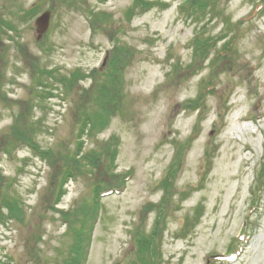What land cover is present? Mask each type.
<instances>
[{
  "label": "rangeland",
  "instance_id": "1",
  "mask_svg": "<svg viewBox=\"0 0 264 264\" xmlns=\"http://www.w3.org/2000/svg\"><path fill=\"white\" fill-rule=\"evenodd\" d=\"M136 1L0 0V176L24 212L0 222V264H66L76 228L83 264H132L148 235L150 264H264V8L218 0L195 19L183 0H142L126 15ZM113 55L122 99L109 112L94 93ZM73 73L95 77L64 87ZM75 153L102 157L75 167Z\"/></svg>",
  "mask_w": 264,
  "mask_h": 264
},
{
  "label": "trees",
  "instance_id": "2",
  "mask_svg": "<svg viewBox=\"0 0 264 264\" xmlns=\"http://www.w3.org/2000/svg\"><path fill=\"white\" fill-rule=\"evenodd\" d=\"M218 0H183V2L180 3V11L184 14H186L187 16H191L194 17L195 19H201L203 17H205L206 15H211L213 16L214 12L216 11V4H217ZM261 2L262 7L264 8V0H258ZM141 3V4H139ZM143 4V5H142ZM147 4V5H146ZM152 3H147V2H143L142 0H140L139 2H135L133 3V5H131L127 11H126V15L130 16L131 13L134 14L133 12L135 10H139V11H144L146 9H148L151 6ZM147 7H145V6ZM38 12L37 7H32L29 10H27L26 12V17H32L34 16L36 13ZM136 13V11H135ZM210 16V17H211ZM194 42L197 43V36L194 37ZM207 38V37H206ZM213 44L212 40H210L208 38V40H206V42H201V47H198V52L202 55H204L208 50V47H210ZM119 58V59H118ZM110 63H109V68H111V72L109 74V77H105L106 79L103 81H101L100 83L97 84V88L95 90L94 93V97H95V101H97L100 106H104V103L106 101L109 102L110 106H109V112L111 110H115L116 108H118L120 106V101L122 99V91H120L121 87H122V66H120L119 64H117L119 61H121V56H116L113 55L112 58H110ZM124 64H126V61L124 60ZM47 73L50 74L51 77H53L54 75H52L51 71H48ZM71 75V74H70ZM67 76L66 78L64 77L65 75H61L60 79L58 80H62L63 82H61L63 84L64 87L66 88H71L74 84H76V82L78 80L84 79V77H91L92 79L95 77L94 73H89L87 75H85L84 73H73L71 76ZM49 76V77H50ZM103 82V83H102ZM116 82L119 83V88L118 87H114L115 91L113 92L112 95H110V90L107 89L108 86L110 85H114L116 86ZM199 98V97H198ZM95 116L96 114L93 113ZM98 118V117H97ZM100 119V118H99ZM93 119H88V115L85 116L84 119V123L85 126H87V123L89 122V125L91 127H94L96 124H99L100 126H102L105 121L104 119H100L99 121H97L96 119H94V121H92ZM25 126V125H24ZM84 126V128H85ZM26 128V126H25ZM27 128L24 131L20 132V141H27L28 143L32 144L33 143V139H32V134L26 132ZM23 135V138H21ZM1 144V143H0ZM7 152L8 149L5 147L4 148ZM46 156H48V162L49 164L52 165L51 163V154L49 151H45ZM109 157L111 158V161L114 160L112 157L113 155H115V148L111 147V151H108ZM179 156H181L183 153L182 151H180ZM212 152L210 153V151H208V149L205 152V156L206 158H208L209 155H211ZM76 153L74 154V156H71L70 159L74 160V166L77 167L76 165H78V167L80 166H89L92 164L93 161H95V157L97 159H100L102 156L100 153H90L89 156L91 158H88V156L86 155V157H83V161L86 160V162H83L80 164V157L78 159H76ZM44 156V157H46ZM53 159H56L53 158ZM52 159V160H53ZM57 163V161H56ZM113 163V161H112ZM55 165V164H54ZM52 165V166H54ZM71 163L69 162V166L62 168L63 172H61V176L66 174L67 172H71L70 167H71ZM177 166V164H176ZM73 168V167H72ZM54 179H57L58 177V172L55 171L54 172ZM59 177V178H60ZM3 178L0 176V222L1 223H7L9 222V220H17L19 222H23L24 221V212L22 209V204H21V200L19 195L16 192H13L12 190L9 189V187L2 185ZM162 185L164 186V188L166 189L168 187V185H170V181H169V177L164 178L162 181ZM104 188V187H103ZM60 193L59 195L62 193V190H59ZM98 196V191L95 194V198H97ZM57 199H55L54 201H52L53 203H56ZM96 204V203H94ZM87 208V207H86ZM84 209V207L82 206L80 210ZM95 211H92V214L95 215L96 213V208L94 207ZM65 212V211H64ZM82 214H86L87 210H84L83 212H81ZM72 228H74L72 226ZM75 229V228H74ZM79 231V232H78ZM74 234H72V241L69 244L70 248L67 249V255L65 256V258H63L64 263L66 264H83V260H82V255H83V250L82 248L84 247V244L87 242L86 238L84 237L83 239V234H82V229L80 228H76L75 230H73ZM80 235H79V234ZM83 239V241H82ZM152 241H153V235L151 237V235L148 236H138V246H139V251H137L138 253V261H133L132 264H150V259L152 260V262H154L153 259V255L151 253V250L154 249L152 247ZM137 246V247H138ZM149 252L151 254H149Z\"/></svg>",
  "mask_w": 264,
  "mask_h": 264
},
{
  "label": "water",
  "instance_id": "3",
  "mask_svg": "<svg viewBox=\"0 0 264 264\" xmlns=\"http://www.w3.org/2000/svg\"><path fill=\"white\" fill-rule=\"evenodd\" d=\"M49 21H50V10H45L36 17L35 26H36L37 38H40L41 35L48 29Z\"/></svg>",
  "mask_w": 264,
  "mask_h": 264
},
{
  "label": "bare ground",
  "instance_id": "4",
  "mask_svg": "<svg viewBox=\"0 0 264 264\" xmlns=\"http://www.w3.org/2000/svg\"><path fill=\"white\" fill-rule=\"evenodd\" d=\"M229 254H231V253H229ZM226 255H228V254H226Z\"/></svg>",
  "mask_w": 264,
  "mask_h": 264
}]
</instances>
